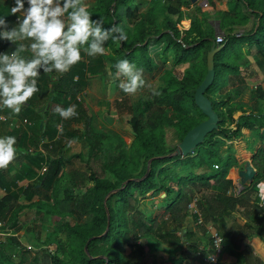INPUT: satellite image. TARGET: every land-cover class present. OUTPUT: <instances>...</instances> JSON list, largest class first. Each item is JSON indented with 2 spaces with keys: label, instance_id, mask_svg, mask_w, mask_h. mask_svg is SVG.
<instances>
[{
  "label": "trees",
  "instance_id": "16d2710c",
  "mask_svg": "<svg viewBox=\"0 0 264 264\" xmlns=\"http://www.w3.org/2000/svg\"><path fill=\"white\" fill-rule=\"evenodd\" d=\"M226 2L231 3L229 9L215 12L224 34L214 54V78L205 92L207 96L211 88L213 98L207 97L218 115V128L185 156L173 154L177 145H169L165 135L166 129H172L180 142L189 129L206 119L194 103V91L206 74V54L217 38L209 12L190 0H93L85 5L93 19L103 17L105 27H123L128 38L108 40L104 55L90 57L82 52V59L64 74L41 71L39 91L19 114L30 121L26 127H9L8 113L0 109L6 116L0 119V137L15 136L16 159L23 158L18 169L13 162L0 169L4 190L0 196L1 264H264V252L251 239L257 228L246 223L234 239L216 224L238 211L264 217V201L259 203L257 197V184L264 179V87L256 86L251 106L239 108L236 118L227 95L231 87L237 95L247 88L243 69L254 64L264 72V0H221ZM181 7L192 13L184 14ZM12 16L15 25L16 15ZM186 18L190 23L184 28ZM164 37L163 62L170 50L171 67H187L180 74L166 71L156 88L132 105L126 121L128 136L97 129L82 98L90 78L109 73L119 83L122 76L116 75L115 65L122 59L151 71V41ZM17 47L1 41L0 52L10 54ZM73 104L76 117L62 119L54 112L57 105ZM232 123L234 128L227 127ZM64 139L80 142L81 151H60ZM241 151L249 154L256 174L235 193L228 172ZM74 160L83 165H74ZM42 163L47 169L38 175L34 167ZM22 179L29 180L27 185L17 183ZM193 200L197 213L188 206ZM24 201L34 207L42 223L53 220L43 223L44 227L33 221L27 229L47 245L30 258L25 257L24 240L15 235L22 228L17 207ZM189 222L204 236L206 226L213 225L223 244L232 245L235 261L218 258L209 263L214 252L209 237L205 241L189 231L180 234ZM16 252L21 255L18 261Z\"/></svg>",
  "mask_w": 264,
  "mask_h": 264
},
{
  "label": "clouds",
  "instance_id": "9594fccd",
  "mask_svg": "<svg viewBox=\"0 0 264 264\" xmlns=\"http://www.w3.org/2000/svg\"><path fill=\"white\" fill-rule=\"evenodd\" d=\"M27 3V7H25ZM10 26L6 15H0V41L18 44L10 54L0 52V107L19 114L26 102L39 91L41 71L64 74L82 59L104 55L108 40H127L123 27H105L103 17L93 19L82 0H14L10 15H17ZM31 41L29 44L23 41ZM30 52L29 56L22 53ZM116 75L126 79L119 87L135 94L146 84L143 70L127 59L119 60ZM151 87V85H149ZM153 94H158L153 90ZM54 112L62 119L78 116L75 104L66 108L57 105ZM15 136L0 137V169H6L19 155ZM264 200V181L257 184Z\"/></svg>",
  "mask_w": 264,
  "mask_h": 264
},
{
  "label": "rangeland",
  "instance_id": "374dc122",
  "mask_svg": "<svg viewBox=\"0 0 264 264\" xmlns=\"http://www.w3.org/2000/svg\"><path fill=\"white\" fill-rule=\"evenodd\" d=\"M84 5H91L93 4V0H83ZM167 2L165 1V4ZM196 5L201 6L202 10L209 12L210 17L209 21L210 24L214 27L215 29V35L216 37L223 36L224 32L218 27V22L216 21V10H221V9H229L231 7V3H221V0H210L209 4L206 8H204L200 0H197L195 2ZM146 7V3L143 4V9ZM182 11H184V14L192 13V10H188L187 7H181ZM159 20L162 18V13H160ZM173 19H175V16H171ZM188 19L184 20L183 27L186 28L188 27ZM158 30L161 28L159 24H157ZM160 26V27H159ZM151 29H154V26H150ZM243 27H239V30H242ZM166 36V35H164ZM192 38V36H191ZM151 49L149 54L153 57V69L151 71L146 70L144 68H141L143 70V75L144 79L146 81V84L143 88L139 89L135 94H124L123 90L119 87L121 81L125 80V77H121V81L119 83H115L111 75L108 73L106 76L101 77V76H96V77H91L89 81V86L88 89L85 93V100L89 106V108L92 110L94 114V124L97 128L103 130L104 133L107 135H113L116 136L117 133L122 134L123 136H128V130L129 126L127 124V119L129 118L130 111L132 108V105L137 102L138 98L142 95H144L146 92L149 90H152L156 88V86L160 83L161 78L165 75V72L170 70L173 71L174 73L180 74L184 68L187 67V64H182L178 65L173 69L171 67L172 64V56H170V50L167 52V62H163V56H164V45L166 44V37L162 39H158L155 43L151 41ZM158 52L160 55L157 56L155 53ZM250 72L249 76L250 78H254L255 75L253 74V71L256 70L254 64L248 66L247 68ZM246 75L247 70L245 71L243 69L242 73ZM256 78V77H255ZM151 85V87H149ZM212 87V86H211ZM251 88H254L251 86ZM207 96L213 98L211 88L207 91ZM215 94V93H214ZM243 94V93H242ZM244 98L243 100L239 98H233L232 100L228 101V105L235 108L232 111V116H237L238 114V109L239 108H249L252 103V96L243 94ZM242 96V97H243ZM249 96V97H248ZM224 95L220 98H223ZM216 98V97H215ZM246 98H251L249 101ZM236 99V100H235ZM246 99V100H245ZM217 100V98H216ZM114 102H118L115 104ZM221 107V106H219ZM107 117L112 118V124H108L105 122L104 119ZM230 128L234 127V123L230 124ZM166 141L169 145L171 146H176L178 145L179 141L175 136V132L172 129H166ZM67 153L68 154H74L79 151H81V145L80 142L75 140L74 142H71L69 146H66ZM74 165L76 166H82L83 163L81 160H74ZM230 170V168H229ZM68 172H64L66 175ZM248 185V180H246L245 186ZM3 194V193H2ZM0 194V196L2 195ZM258 194V193H257ZM163 195V194H161ZM23 200V196L21 197ZM18 209V224L22 226V228L15 233L20 239L24 240V254L26 258L32 257L34 254H36L39 250L42 248L47 247V245L42 244L40 241H37L34 233L32 231H27L29 227H31L33 221H37L38 224H42V227H44L43 223H49L52 222L53 220H43V223L41 222V218L38 217V215L35 214V210L33 206H30V203L28 201H24ZM229 225V224H228ZM231 227V226H229ZM239 225L233 224V227L231 230L233 231V237L234 239H238L240 233L242 230H237ZM46 229H42V233L45 234ZM224 230V229H223ZM225 231V230H224ZM3 230L0 227V237L3 236ZM207 239V238H206ZM259 241V240H258ZM259 243V242H258ZM226 245V243L223 244V246ZM261 247L264 248V242L262 241ZM21 255L19 252H16L14 255V258L16 261L20 259ZM1 264V263H0ZM7 264V263H4Z\"/></svg>",
  "mask_w": 264,
  "mask_h": 264
},
{
  "label": "crops",
  "instance_id": "0c3cea01",
  "mask_svg": "<svg viewBox=\"0 0 264 264\" xmlns=\"http://www.w3.org/2000/svg\"><path fill=\"white\" fill-rule=\"evenodd\" d=\"M11 4H14V0H9V1L0 0V15H6L7 16V20L9 21L10 26L14 25L13 16L10 15V11H11L10 10V5ZM25 7H27V3H25ZM188 23H190L189 19H188ZM0 43H1V41H0ZM247 68L245 69V71L247 70V74L248 75H246L245 72L243 74V75L246 76L245 78H246V81H247V88L242 93L246 94V95H249V96H252V101H253V94L252 93H253V90L256 87L255 88H251V86L254 87V86H257V85H261V86L264 87V72L262 70H260L257 66H255L256 70L253 71V74L255 75L256 78L255 77L254 78H252V77L250 78L249 77V76H251L250 73H249L250 71ZM88 86H89V84H88ZM88 86H87V89H88ZM87 89H86V91H87ZM86 91L83 93L82 98L85 101L86 105L88 106L86 100L84 99L85 98L84 95H85ZM242 93L237 95L235 89L233 87H231V88L228 89L227 95L230 97L229 100H232L233 98H236V97L239 98V99L242 98L241 100H243L244 96H243ZM224 99H226L225 95H224ZM246 99L249 101L251 98H246ZM88 108H89V106H88ZM0 109L6 111L8 113L7 115H8V119L10 120L9 122H13L15 124L14 126L16 128H18L20 126L21 127H26L28 125V123H24L23 122V119H25V118H21L20 115H19L20 113L18 115L14 114L10 109L5 108V107H0ZM244 109H248V108H244ZM89 111H90V113L93 116V124H94V122H95L94 121V114H93V112H92V110L90 108H89ZM238 113H239V111H238ZM234 117L236 118L237 116H234ZM28 122H30V121H28ZM94 126H95V124H94ZM9 127H12L10 125V123H9ZM97 129H99V128H97ZM46 140H47V138H45V141ZM74 141L75 140H67V139L62 140L60 142V146H59L60 147V151H62L61 149L63 148L65 150V152H68L67 149H66V146H69V144L71 142H74ZM13 163H14V168L18 169V168H20V166L23 163V158L20 157L19 159H14ZM42 164L40 166H35L34 167V169L37 170L36 172H37L38 175L40 174V167L42 166ZM250 165L253 166V168L256 170V168L254 167L253 163L251 162V160L249 158V154L246 151H241L238 160L233 162V164L231 165L230 170L228 172V177L233 180V189L234 188H238V189L242 190L244 187H246V186L242 187L239 184V182L242 179H244V176H243L242 172L247 167H249ZM18 181L20 183L29 182L28 179H22V180H18ZM262 181H264V179ZM3 192H4V190L2 188H0V194H2ZM234 223L239 225L237 230H239V228H240V230H242L241 233H243L244 229H246V223L250 224L254 228H257V231H258L257 235H254L253 237H251V239H252L253 243L256 244L261 251L264 252V248L261 247L262 241L264 242V217H254L249 212H246V213L243 214V213H241V211H238L234 215H231V216L226 215V216H224V218H222V220H220V222H216V224L219 225L222 229H224L225 232H230V234L232 236H233V233H232L233 231L231 230V228L233 227ZM229 226H231V227H229ZM184 228H185V231L182 233L181 230H180V234L181 233L185 234L186 232L189 231V232H192L193 234H195L196 238L200 237L201 239H204L205 241L207 240L206 238L208 237V235L207 234L205 236L204 235H199V233L196 232V228H195V226L193 225L192 222H189L187 227L183 226L181 229H184ZM231 246L232 245H230L229 243H227L226 245L222 246L220 252L218 253V258H220L223 261L234 262L235 258L231 254V249H232Z\"/></svg>",
  "mask_w": 264,
  "mask_h": 264
},
{
  "label": "water",
  "instance_id": "95a60500",
  "mask_svg": "<svg viewBox=\"0 0 264 264\" xmlns=\"http://www.w3.org/2000/svg\"><path fill=\"white\" fill-rule=\"evenodd\" d=\"M195 3L197 0H190ZM221 45L217 43H212L210 50L206 54V74L200 84L195 88L194 91V103L201 110V112L206 116V119L199 122L197 125L189 129L182 140L178 143L177 148L173 154H180L182 156L192 153L194 148L200 144L205 136L214 129L218 128V115L213 110L211 100L205 95L206 90L211 85L214 78V54L220 49ZM106 122L112 124V118L107 117ZM244 179H242L239 184L244 187L246 180H248V185L253 181L256 174V170L253 166L247 167L242 172ZM163 196V195H162ZM184 229H181L183 233ZM181 233V236L183 234ZM89 241V240H88ZM86 242L84 248L87 250Z\"/></svg>",
  "mask_w": 264,
  "mask_h": 264
},
{
  "label": "built area",
  "instance_id": "2783aa9c",
  "mask_svg": "<svg viewBox=\"0 0 264 264\" xmlns=\"http://www.w3.org/2000/svg\"><path fill=\"white\" fill-rule=\"evenodd\" d=\"M200 3H201V5H202L204 8H206V7L208 6V4H209L207 0H200ZM13 6H14V4H11V5H10V8L13 7ZM18 15H20V14H17V15L15 16V20H16V21H17V16H18ZM221 40H222V36H219V37L216 38L215 43L220 44ZM255 87H256V86H254V88H255ZM0 119H1V120H5V119H6V116H5L4 114H0ZM23 122H24V123H28V124H30V122H28L27 119H23ZM9 123H10V125H11L12 127L15 125L13 122H9ZM29 150L31 151V149H29ZM213 166H214V168H218V165H217V164H214ZM46 169H47V168H46V164H43V165L40 167V174H43V173L46 171ZM17 183L20 184V185L25 186V185H27L28 182L20 183L19 181H17ZM233 191H234L235 193H238V192H240V189H238V188H234ZM257 197H258V202H259V203H262V202L264 201V200H261L260 195H259V191H258ZM188 206H189V208H190L194 213H197V210H196L195 207H194V200H193ZM199 219H200V218H199ZM1 225H2V222H0V226H1ZM206 232H207V235H208V237H209V239H210V241H211V245H212L213 248H214V252H213L212 254L209 255L207 261H208L209 263H214V262L217 261V259H218V253L220 252V250H221V248H222V246H223V237H222V235L219 233V231H218L213 225H207V226H206Z\"/></svg>",
  "mask_w": 264,
  "mask_h": 264
}]
</instances>
